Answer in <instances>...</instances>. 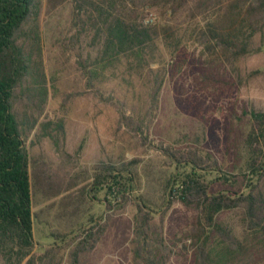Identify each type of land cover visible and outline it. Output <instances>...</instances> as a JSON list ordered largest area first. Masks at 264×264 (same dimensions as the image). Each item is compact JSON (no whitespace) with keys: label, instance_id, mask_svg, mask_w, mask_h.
<instances>
[{"label":"rangeland","instance_id":"1","mask_svg":"<svg viewBox=\"0 0 264 264\" xmlns=\"http://www.w3.org/2000/svg\"><path fill=\"white\" fill-rule=\"evenodd\" d=\"M253 1L45 0L41 33L49 96L39 121L54 126L62 120L64 136L55 146L36 126L26 141L35 256L59 247L54 261L66 264L73 241L94 221L103 232L95 248L81 254V264H145L134 257V205L118 207L116 190L87 193L103 164L133 162L128 168L137 174L135 195L146 192L156 201L173 170L164 148L210 154L230 181L241 180V141L250 123L245 113L264 109V26L245 14ZM100 9L147 27L151 40L103 57L98 19L106 14L99 16ZM210 32L232 43L219 44ZM89 71L95 73L90 83ZM108 98L119 110L103 101ZM119 113L141 121V132L121 125ZM161 216L158 231L168 249L163 264H192L191 231L204 221L199 209L175 200L155 215L156 225ZM215 221L254 236L238 210L221 212Z\"/></svg>","mask_w":264,"mask_h":264},{"label":"trees","instance_id":"2","mask_svg":"<svg viewBox=\"0 0 264 264\" xmlns=\"http://www.w3.org/2000/svg\"><path fill=\"white\" fill-rule=\"evenodd\" d=\"M62 1L47 0V4ZM44 4L45 0H0V264L61 263V258L54 261L59 247L40 256L33 253L30 158L26 141L36 126L55 146L58 136H64L62 120L54 126L39 121L49 96L41 33ZM98 13L103 16L104 10ZM104 14L103 20V17L98 19L104 33L103 57L132 52L151 40L147 27L113 17L108 12ZM245 14L251 22H261L264 26V0H254ZM210 33L218 38L219 44L232 43L222 40L217 33ZM88 73L90 83L95 73ZM156 93L157 89L153 90L151 97ZM103 101L119 110V105L111 98ZM245 114L250 123L241 141V180L230 181L210 154L200 156L196 152L178 153L166 148L161 150L173 170L164 197L159 201L146 192L135 195L137 174L128 168L133 162L119 167L103 164L93 173L92 187L87 193L105 190L109 194L116 190L121 200L118 207L122 209L128 204L135 207V258L145 264L164 263L168 249L162 244L158 231H162L163 217H159L160 225H156L154 219L177 200L186 207L199 209L204 220L191 231L192 264H246L247 261L264 264V109L253 107ZM118 121L131 132H141V121L122 113ZM218 184L230 185L232 190L210 189ZM231 210H238L241 222L253 228V238L238 235L232 227L215 221L218 214ZM102 221L104 225L105 220ZM205 226L210 229L205 231ZM101 232V224L93 221V225L73 241L66 264H81V254L95 248Z\"/></svg>","mask_w":264,"mask_h":264}]
</instances>
